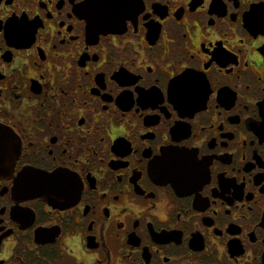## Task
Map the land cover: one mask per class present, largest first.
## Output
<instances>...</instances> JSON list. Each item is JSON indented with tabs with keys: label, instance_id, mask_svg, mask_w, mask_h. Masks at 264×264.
I'll return each mask as SVG.
<instances>
[{
	"label": "flooded vegetation",
	"instance_id": "flooded-vegetation-1",
	"mask_svg": "<svg viewBox=\"0 0 264 264\" xmlns=\"http://www.w3.org/2000/svg\"><path fill=\"white\" fill-rule=\"evenodd\" d=\"M131 3L0 0V264H264V0Z\"/></svg>",
	"mask_w": 264,
	"mask_h": 264
},
{
	"label": "water",
	"instance_id": "water-1",
	"mask_svg": "<svg viewBox=\"0 0 264 264\" xmlns=\"http://www.w3.org/2000/svg\"><path fill=\"white\" fill-rule=\"evenodd\" d=\"M132 0H86L89 13V21L96 29L112 30L118 28V22L126 13L131 12ZM5 132L0 129V135ZM3 158L6 159L4 156Z\"/></svg>",
	"mask_w": 264,
	"mask_h": 264
}]
</instances>
